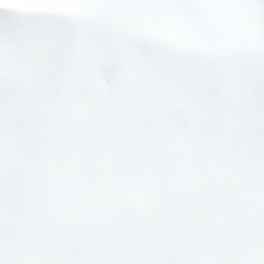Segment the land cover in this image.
Returning <instances> with one entry per match:
<instances>
[{
  "label": "snow or ice",
  "instance_id": "snow-or-ice-1",
  "mask_svg": "<svg viewBox=\"0 0 264 264\" xmlns=\"http://www.w3.org/2000/svg\"><path fill=\"white\" fill-rule=\"evenodd\" d=\"M0 264H264V0H0Z\"/></svg>",
  "mask_w": 264,
  "mask_h": 264
}]
</instances>
